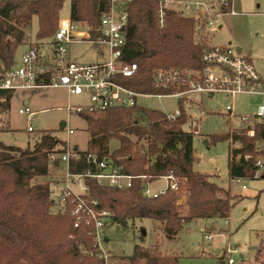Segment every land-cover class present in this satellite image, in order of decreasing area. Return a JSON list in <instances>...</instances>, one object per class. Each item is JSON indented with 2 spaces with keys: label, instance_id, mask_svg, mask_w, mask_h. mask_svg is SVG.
Here are the masks:
<instances>
[{
  "label": "trees",
  "instance_id": "1",
  "mask_svg": "<svg viewBox=\"0 0 264 264\" xmlns=\"http://www.w3.org/2000/svg\"><path fill=\"white\" fill-rule=\"evenodd\" d=\"M62 4L63 0H0V74L14 66L16 50L26 44L33 18L37 19L36 42L53 37ZM108 9L106 0H70L72 21L93 38L98 36L100 18ZM210 47L207 32L198 20L169 10L160 27L157 1L133 0L127 6L122 56L126 63L135 64L137 71L117 82L140 94L170 95L178 84L185 89L193 75L203 71L202 54ZM159 73L169 79L166 89L157 85ZM174 74L179 77L177 85L171 83ZM11 96L12 93L0 92L1 100L8 101ZM179 111L180 116L173 121L138 104L78 113L86 123L89 139L87 149L79 151L81 159L70 167L72 174L95 171L85 160V154L92 153L125 174L145 176V180L135 179L125 190L101 187L96 180L84 178L89 195L97 200L98 208L111 213L113 223L125 227L135 219L159 221L164 236L172 239L192 220L226 218L240 201L239 196L211 182L209 176L193 170L197 132L183 129L190 118L181 105ZM249 130L254 131L252 137L246 134ZM113 140L118 146L110 152ZM209 141H229L230 180L257 178L260 168L255 146L264 142V125L252 123L244 132L214 135ZM235 143L239 148H233ZM64 145L51 133L41 135L32 149L0 144V264H103L93 254L92 238L87 232L74 229L73 218L67 213L55 212L54 182L40 180L49 176L47 155L63 152ZM169 173L177 181V191H167L155 199L142 196L145 183ZM180 194L185 195V200L178 203ZM263 245L256 249L255 262L263 253ZM128 260L131 264H177L176 258L155 255L139 245ZM224 260L223 255L217 264H225Z\"/></svg>",
  "mask_w": 264,
  "mask_h": 264
},
{
  "label": "rangeland",
  "instance_id": "2",
  "mask_svg": "<svg viewBox=\"0 0 264 264\" xmlns=\"http://www.w3.org/2000/svg\"><path fill=\"white\" fill-rule=\"evenodd\" d=\"M232 11L233 15H221L216 28L206 31L209 45H230L235 50L241 49L244 56L249 53L248 57L253 59L255 65L257 62L264 65V0H232ZM69 17L70 0H63L58 18ZM36 30L37 19L33 18L26 34V44L16 50L13 67L19 65L21 55L30 46L38 47L42 62L48 66L52 64V37L36 42ZM67 50L73 62L92 64L105 60V57L100 55L104 50L86 41L68 45ZM229 103L230 100L222 94L187 95L180 100L175 96L138 99V106L170 116L175 115L181 105L184 113L190 118L183 129L197 132L193 141L195 156L193 170L209 176L211 182L241 199L226 218L192 220L184 224L172 239L164 236L159 221L135 219L128 221L125 227L110 222L104 232L105 238L108 239L104 243V249L113 256L109 264H131L128 258L133 255L136 245L158 256L174 257L177 264H217L221 256L226 257L224 251L229 247L237 251L231 255L235 264H255L256 249L264 243V142H257L255 146L257 152L255 160L260 168L256 174L257 178L233 181L229 178L227 168L231 147L229 141L211 143L209 140L214 135L244 132L245 126L240 124L239 117L252 116L259 98L238 95L234 100V112L231 117L225 111ZM68 105L74 108L85 107L88 100L85 96H68L62 89L17 91L8 101L0 100V144L32 149L41 135L51 133L61 141L68 140L72 147L85 151L89 139L86 123L77 113H68L65 110ZM26 107L34 113L30 122L32 132L26 129V115L19 114V110ZM62 123L74 133L68 136L64 128L60 127ZM117 146V141H111L110 152ZM232 146L239 148L238 143ZM56 179L57 172L51 171L47 179L40 180L54 182ZM165 185V181L159 179L152 182L150 189L155 191ZM52 197L55 199V195ZM184 200L185 195L180 194L178 203ZM258 259L264 261V253H261ZM135 264L143 263L139 261Z\"/></svg>",
  "mask_w": 264,
  "mask_h": 264
},
{
  "label": "built area",
  "instance_id": "3",
  "mask_svg": "<svg viewBox=\"0 0 264 264\" xmlns=\"http://www.w3.org/2000/svg\"><path fill=\"white\" fill-rule=\"evenodd\" d=\"M109 4L108 12L101 16L96 29L97 37L93 38L90 32L81 29L71 16L67 19L58 18L56 32L52 37V57L50 66L41 61L39 49L36 46L27 47L21 55L19 65L0 74V92L14 93L17 91L62 89L68 96H85L88 105L74 108L65 107L68 113H79L83 110L103 111L109 108H130L138 103L140 97H168L175 96L178 100L187 95H224L230 100L225 111L231 117L234 112V100L238 95L256 96L259 103L252 116H240L243 126L258 123L264 125V82L256 72L252 62L238 53L230 45L211 46L202 54L203 71L193 73L185 89L181 90L179 77L174 74L172 84H178L176 91L170 95H145L129 90L117 82L118 78L134 76L137 71L135 64L123 60L122 49L125 46V26L127 23V6L133 0H106ZM157 20L160 27L165 24L166 13L169 10L178 12L184 17L198 20L204 30L216 28L221 15L231 14L232 0H214L211 2L185 1V0H156ZM219 27V26H218ZM86 41L94 47L104 50L100 55L105 60L99 63L81 64L70 60L67 46ZM157 85L166 89L168 81L163 73L157 75ZM1 100V99H0ZM19 114L26 115L27 131L32 132L30 122L34 113L29 108L19 110ZM165 115V114H164ZM180 116L179 109L175 115H165L168 120H175ZM252 121V122H251ZM64 130L68 136L74 131L66 124ZM253 130L247 135L252 137ZM63 152H51L47 155L49 171L57 172L54 181L55 212L67 213L73 218V228L85 230L90 236L92 252L102 261L109 264L112 254L104 249L106 242L104 232L108 223L112 222L111 213L98 208L96 199L89 195V189L84 178L96 180L101 187H110L125 190L131 187L135 179L145 180V176H132L121 172L108 160H99L95 154H85L88 164L94 166L95 171L87 174H72L70 167L73 162L81 159L77 148L72 147L65 140ZM259 166V163H257ZM166 185L152 191L150 185L145 183L141 190L144 198L155 199L167 191H177V181L169 173L160 177ZM158 179V180H159ZM244 188V186H242ZM209 239V237L207 238ZM225 264H235L231 255L236 250L225 249ZM86 254V251H82ZM264 253V245H263ZM91 254V253H90ZM255 264H263L256 261Z\"/></svg>",
  "mask_w": 264,
  "mask_h": 264
},
{
  "label": "crops",
  "instance_id": "4",
  "mask_svg": "<svg viewBox=\"0 0 264 264\" xmlns=\"http://www.w3.org/2000/svg\"><path fill=\"white\" fill-rule=\"evenodd\" d=\"M219 28H220V26H219ZM238 50H240L241 53H242V50L241 49H238ZM247 54L250 55L249 53H247ZM248 55H245V57L252 62L253 66H254V68L256 70V72L259 74V76L262 78V80L264 82V65L262 64V62H257V65H255L253 59L249 58Z\"/></svg>",
  "mask_w": 264,
  "mask_h": 264
},
{
  "label": "water",
  "instance_id": "5",
  "mask_svg": "<svg viewBox=\"0 0 264 264\" xmlns=\"http://www.w3.org/2000/svg\"><path fill=\"white\" fill-rule=\"evenodd\" d=\"M237 52H238V53H241V51H240V50H237ZM64 126H65V124H64V123H62V124L60 125V127H61V128H64ZM205 144H207V141H205Z\"/></svg>",
  "mask_w": 264,
  "mask_h": 264
},
{
  "label": "bare ground",
  "instance_id": "6",
  "mask_svg": "<svg viewBox=\"0 0 264 264\" xmlns=\"http://www.w3.org/2000/svg\"><path fill=\"white\" fill-rule=\"evenodd\" d=\"M106 242H107V240H106Z\"/></svg>",
  "mask_w": 264,
  "mask_h": 264
}]
</instances>
